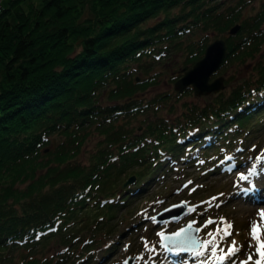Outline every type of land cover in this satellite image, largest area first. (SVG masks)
I'll use <instances>...</instances> for the list:
<instances>
[{
	"label": "trees",
	"instance_id": "16d2710c",
	"mask_svg": "<svg viewBox=\"0 0 264 264\" xmlns=\"http://www.w3.org/2000/svg\"><path fill=\"white\" fill-rule=\"evenodd\" d=\"M255 1H1L0 264L105 260L116 212L171 161L195 155L216 171L237 141L246 147L264 128V0ZM211 34L226 41L222 65L251 63L248 76L226 77L228 89L202 102L189 101L191 87L148 94L161 82L156 62L178 51L192 66Z\"/></svg>",
	"mask_w": 264,
	"mask_h": 264
},
{
	"label": "rangeland",
	"instance_id": "374dc122",
	"mask_svg": "<svg viewBox=\"0 0 264 264\" xmlns=\"http://www.w3.org/2000/svg\"><path fill=\"white\" fill-rule=\"evenodd\" d=\"M258 4L259 1L256 0L254 6L258 8L260 6ZM247 11L248 10H246V12ZM153 22V19L149 21V23ZM217 37L219 36L211 34L207 45ZM182 60L181 53L176 51L156 62L154 66L155 69H160L162 71L160 75L161 82L158 86L148 88V94H152L159 90L174 91L173 85L177 79L174 81L171 79L176 75H182V69L185 66L188 68L191 67L189 65H183ZM250 67L251 63L245 65H234L229 63L220 65L218 69L210 75L209 81H212L218 76H222L224 80L231 75L236 76L233 80L237 81V78L248 76ZM224 89H228V86H224ZM204 96L206 95L193 94L189 98V101L202 102ZM249 135L245 137L246 147L242 149V151L236 148L238 142H240L237 141L232 151L229 152V154L234 153V156H237L238 160L242 161L239 164L235 162L230 164V161L227 162L228 160L222 157L221 161H223V163L220 162V167H218L216 171L207 172L201 169L202 165L198 167V165L201 164L199 163L201 158L195 157V155H192V158L188 160L171 161L168 171L165 174L149 182V189L141 197V200L139 199L134 202L130 205L129 209H122L116 212L115 218L111 223L118 222L115 223V232L109 239L110 241L116 242V247L112 253L113 255L109 254L107 259L100 260L96 264H124V261L128 257L137 258L134 260L132 259L131 264H145V261H148V264H152V260L149 259L150 256L155 259L156 264H165V262H167V264H184L185 261H187V264H195L191 256L188 260L181 261L182 258H174L169 254V259L173 261V263H170L169 260L166 259L164 252L158 255H155L158 250L156 253H149L145 249V240L148 242L149 247L155 245L156 249H162L158 246L160 236L157 234L159 232L175 231L188 221H196L197 223L194 226L202 228L199 237L207 240L210 238L208 234L215 233L218 227L221 230V234L223 233L225 224L222 223L219 218H224L227 223L232 225L230 229L232 235L220 242V247L224 248L226 252L227 245H231L232 241L235 240L237 246L241 247V251L232 259L246 260V254L249 251L255 252L256 241L251 237L252 222L255 221L259 223L261 227H264V218L259 215V210L264 209V167L257 165L258 174L249 176L247 181H239L238 176L241 172L247 174L248 168L256 163L254 158L264 152L263 126L260 130L254 131V138L249 137ZM257 143H259L258 149L246 156L249 152V147L251 150V146L253 144L255 146ZM193 153H195V150ZM219 158L220 157H218V159ZM191 160H193V162H191ZM194 160H196V163ZM226 162L228 166H225ZM189 181L192 183L188 184ZM186 184L188 186L184 187ZM243 188H249L250 190L247 193H242L240 189ZM178 189L179 191H177ZM193 189L195 190L193 191ZM221 193H223L222 196L220 195ZM212 197H217V199L211 201V203H207ZM198 200L199 204H197ZM157 201L161 203H156ZM181 201H186L187 204H190L181 217L160 223L156 221L155 216L160 210ZM138 203L139 205L137 206ZM190 208L195 210L189 211ZM143 210H147V216L155 217V220H150L144 215H140ZM210 218L214 222L207 227H202ZM128 220L132 223L130 228L125 230L124 226ZM217 239L219 240V236H217ZM250 243L253 245L251 249L249 248ZM126 245L128 246L127 248L125 247ZM53 246V243H51L46 249L54 251ZM141 254H143V258H140ZM157 256L159 257L158 260ZM255 258L254 256V259ZM227 263L230 264V262H226L225 264Z\"/></svg>",
	"mask_w": 264,
	"mask_h": 264
},
{
	"label": "snow or ice",
	"instance_id": "6c2138e0",
	"mask_svg": "<svg viewBox=\"0 0 264 264\" xmlns=\"http://www.w3.org/2000/svg\"><path fill=\"white\" fill-rule=\"evenodd\" d=\"M239 151H242V149H240ZM225 159L231 161L233 157L229 156L225 157ZM254 159L256 163L248 168L247 174L243 172L238 174L239 181H247L249 179V176L258 174L257 165L264 167V152L256 156ZM199 163H204V161H199ZM221 163H223V161H221ZM191 183V181L188 182V184ZM187 186V184L184 185V187ZM194 190L195 189H193V191ZM249 190V188H243L240 189V192L247 193ZM177 191H179V189ZM220 195L222 196L223 193H221ZM216 199L217 197H212L211 200L207 203H211V201H215ZM156 203L161 202L157 201ZM181 203L186 204L187 202L185 201ZM194 210L195 209L192 208L189 209V211ZM140 215H144L147 219L155 220V217L147 216V210H143ZM259 215L264 218V209L259 210ZM220 221L225 224L223 233L221 234V230L218 227L215 233L208 234L210 238L207 240L201 239L199 237V233L202 231V228H195L193 231L194 225L197 223L196 221H190L185 228L172 233L170 236L165 235L164 232H159L157 235L161 238V248L164 252L174 254L186 253L194 259L195 264H225L226 261L230 262V264H264V227H261V225L255 221L252 222L251 237L256 241L255 252L253 253L252 251H249L246 254V260H238L232 259L233 257H236L237 253L241 251V247L237 246V242L235 240L232 241L231 245H227L226 252L224 251V248L220 247V242L225 240L228 236L232 235V232L230 230L232 225L227 223L224 218H220ZM213 222L214 221L210 218L202 227H207ZM217 236H219V240L217 239ZM37 239H39V236H37ZM125 247L127 248L128 246L126 245ZM252 247L253 245L250 243L249 248L251 249ZM145 249L149 253L157 252L156 246L153 245L152 247H149L146 240ZM254 256L256 257L255 259ZM201 257L203 259H197ZM140 258H143V254H141ZM130 259L134 260L137 258L133 257ZM149 259L152 260V264H156V261L153 257L150 256ZM124 264H128L127 259L124 261ZM145 264H148V261H145ZM184 264H187V261H185Z\"/></svg>",
	"mask_w": 264,
	"mask_h": 264
},
{
	"label": "water",
	"instance_id": "95a60500",
	"mask_svg": "<svg viewBox=\"0 0 264 264\" xmlns=\"http://www.w3.org/2000/svg\"><path fill=\"white\" fill-rule=\"evenodd\" d=\"M239 29L240 25L234 24L228 30V34L234 35L239 31ZM226 54L227 44L225 39L219 37L215 38L205 47L201 58H199L190 68L185 66L182 69V75L174 82V90L176 92H181L182 90L190 86L193 90L194 95H208L209 93H217L221 91L224 88L223 77L218 76L212 81H209V77L222 64ZM133 181L134 177L131 176L125 181L123 185L127 186ZM185 209L186 204L179 203L176 205H171L161 210L155 217L159 222L166 221L171 218H177L181 216ZM188 223L182 226V228H185ZM194 229L195 227L193 228V231ZM171 234L172 233H165V235L168 236H170ZM159 245L161 246V241ZM130 262L131 260L128 259V264H130Z\"/></svg>",
	"mask_w": 264,
	"mask_h": 264
},
{
	"label": "built area",
	"instance_id": "2783aa9c",
	"mask_svg": "<svg viewBox=\"0 0 264 264\" xmlns=\"http://www.w3.org/2000/svg\"><path fill=\"white\" fill-rule=\"evenodd\" d=\"M2 0H0V3H1Z\"/></svg>",
	"mask_w": 264,
	"mask_h": 264
}]
</instances>
